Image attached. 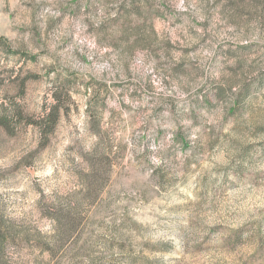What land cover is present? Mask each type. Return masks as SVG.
I'll return each mask as SVG.
<instances>
[{
    "label": "rangeland",
    "instance_id": "obj_1",
    "mask_svg": "<svg viewBox=\"0 0 264 264\" xmlns=\"http://www.w3.org/2000/svg\"><path fill=\"white\" fill-rule=\"evenodd\" d=\"M62 81L46 143L0 126V264H264V0H0V115L38 119ZM96 122L109 183L54 246L43 211L80 192Z\"/></svg>",
    "mask_w": 264,
    "mask_h": 264
},
{
    "label": "trees",
    "instance_id": "obj_2",
    "mask_svg": "<svg viewBox=\"0 0 264 264\" xmlns=\"http://www.w3.org/2000/svg\"><path fill=\"white\" fill-rule=\"evenodd\" d=\"M69 86L67 81L58 82L51 93V102L44 109V114L36 120L26 117L20 105L16 103L11 104L8 108H2L0 126L8 128L13 123L15 125L31 126L37 129L39 138L46 143L48 137L54 133L62 115L66 116L70 111L71 105L74 104ZM99 102L98 97L94 95L88 100L87 112L91 116L98 109H101ZM93 127L94 133L99 136V139L90 151L82 156L85 169L80 176V192L78 194L69 193L58 198L53 204L45 207L43 211L44 217L49 219L54 227V246H56V243L69 240L77 232L80 228L81 219L79 216L82 207L100 198L111 177L112 166L114 165L112 146L109 142L108 144L104 142V135L100 133L98 122ZM1 205L0 251H4L9 245L15 244L18 232L14 224L6 219L3 206ZM38 244L42 249L49 250V247L39 239L37 240Z\"/></svg>",
    "mask_w": 264,
    "mask_h": 264
}]
</instances>
